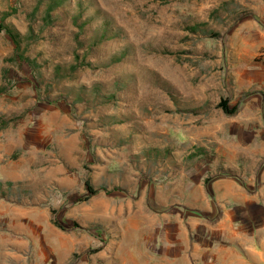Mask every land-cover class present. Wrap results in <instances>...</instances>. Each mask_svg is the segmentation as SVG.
<instances>
[{
  "label": "rangeland",
  "instance_id": "1",
  "mask_svg": "<svg viewBox=\"0 0 264 264\" xmlns=\"http://www.w3.org/2000/svg\"><path fill=\"white\" fill-rule=\"evenodd\" d=\"M251 3L0 0V225L10 207L25 218L48 205L56 218L88 186L134 218L199 210L217 240L235 213L221 179L245 180L264 156L236 139L254 84L237 83L235 64L264 60L254 28L238 29L255 25Z\"/></svg>",
  "mask_w": 264,
  "mask_h": 264
},
{
  "label": "crops",
  "instance_id": "2",
  "mask_svg": "<svg viewBox=\"0 0 264 264\" xmlns=\"http://www.w3.org/2000/svg\"><path fill=\"white\" fill-rule=\"evenodd\" d=\"M250 7L255 25L238 29L249 34L254 28L256 41L250 47L257 54L264 49V26L259 23L264 21V0H253ZM260 55L264 59V50ZM235 78L244 90L254 84L253 94L239 102L235 115L238 129L247 136L236 139L264 146V60L237 62ZM258 159V170L245 180L221 179L235 185L217 193L231 202L235 213L221 220L217 240L205 239L199 210L143 212L134 218L127 204L97 192L88 203L56 206V218L48 205L28 206L25 218L10 207V218L0 225V264H264V156ZM188 190L191 194L192 188ZM201 190L196 188L195 194ZM199 200L200 209L207 207L202 192Z\"/></svg>",
  "mask_w": 264,
  "mask_h": 264
},
{
  "label": "trees",
  "instance_id": "3",
  "mask_svg": "<svg viewBox=\"0 0 264 264\" xmlns=\"http://www.w3.org/2000/svg\"><path fill=\"white\" fill-rule=\"evenodd\" d=\"M0 28H4V26H1ZM6 29H7V28H6ZM8 31L11 33L12 37L15 38L14 34H13L10 30H8ZM221 105H222V104H221ZM223 110H224L225 112H227V113L233 111V109L228 110V108H226V106H224V104H223ZM87 191H88L91 195L94 194V192H93L88 186H87Z\"/></svg>",
  "mask_w": 264,
  "mask_h": 264
}]
</instances>
